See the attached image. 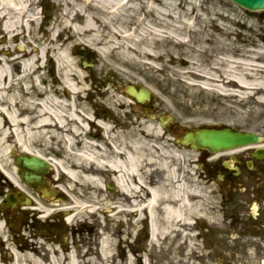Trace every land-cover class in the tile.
<instances>
[{
	"label": "rangeland",
	"instance_id": "374dc122",
	"mask_svg": "<svg viewBox=\"0 0 264 264\" xmlns=\"http://www.w3.org/2000/svg\"><path fill=\"white\" fill-rule=\"evenodd\" d=\"M67 1L74 0H31L35 8L31 7L30 15L38 19L34 25H27L25 39L20 38L14 44L4 38L2 29L5 21L0 19V68L4 66L8 72L7 82L12 78L17 80L14 88L40 85L43 90L53 91L55 84L61 90L68 89L69 81L75 84L78 89V95H75L78 96L75 101L77 111L81 117L86 114L84 110L91 114H86L91 121L86 119L79 122L83 134L80 139L108 151L113 146L107 137L118 134L122 139L115 143L127 151L136 142L144 151L157 156L175 150L178 155H171L174 157L173 168L179 171L180 179L187 180L186 176H181L190 169L188 166L191 164L193 178L187 181L191 180V190L196 191L197 155L174 147L169 133L179 136L201 127L226 126L264 137V12H247L228 0H122L125 3L123 8L116 13H109L116 7L113 0H91L94 7L101 10V21L105 23V26H101L105 35L103 43L92 44L90 37L82 38L63 25L68 23L69 18L75 17L74 25L82 27L86 22L85 15L94 11L77 15L71 9L68 18ZM74 5L75 9H79L81 3L77 1ZM41 7L44 8V20L40 14ZM57 24L62 27L58 28ZM50 36L58 39L56 45L47 46ZM9 47L12 54L7 53ZM67 47L68 56H58ZM34 49H37L35 54L32 53ZM36 55L42 56L40 62L23 78V64ZM45 56H48L49 62H46ZM13 58H20L15 68L8 62ZM84 62L93 65L84 67ZM37 66L40 67L38 70ZM129 86L151 89L156 119L140 118L142 108L132 104L125 94ZM97 116L105 120L101 123L102 119ZM167 116H172L173 121L163 130L158 117ZM103 123L107 131L109 129L108 135ZM67 140L66 135L63 138H49L47 145L42 146L43 156L53 161L68 160ZM106 144H109V148ZM52 150L61 151L56 155L51 153ZM2 159L7 164L8 157ZM58 173L56 177L59 180L65 185L70 184L68 179L64 178V181ZM109 180H113L110 175L101 177L103 188L99 186L97 194L89 190L88 193H93L90 194L91 199L75 187L77 190L72 195L83 201L86 210L78 208L80 210L74 212L75 209H70L75 214L72 220L89 223L93 222L94 217L97 220L100 218L98 221L102 229L89 253L69 255L64 264L124 262L119 247L121 239H124L121 245L127 243L128 238L122 234L126 231V225H130L132 216L125 215L112 220L104 214L106 205L103 202L108 194L105 184ZM174 183L177 185L178 178ZM202 196L205 201V192ZM195 197L191 199V205L183 207L191 224L196 225L191 236L183 235L179 242L173 243L172 240L177 236L167 235L171 231L168 229L164 233L166 236H161L157 245L152 247L156 241L152 242L148 232H145L136 247L132 246L130 240L127 243L136 253L134 258L142 257V261L135 262L132 251L126 249L131 255L127 264H201L202 248L197 236L199 227L195 222L199 220L202 208L204 211L208 204L206 201L199 202L197 194ZM116 199L108 197L106 202L115 204ZM194 204L197 206L192 207ZM120 220L124 221L121 233L117 229ZM184 241L188 243L183 244ZM127 245L124 247L127 248ZM179 247H184L181 256L186 253L191 259H180ZM18 264L31 263L24 260Z\"/></svg>",
	"mask_w": 264,
	"mask_h": 264
},
{
	"label": "bare ground",
	"instance_id": "6f19581e",
	"mask_svg": "<svg viewBox=\"0 0 264 264\" xmlns=\"http://www.w3.org/2000/svg\"><path fill=\"white\" fill-rule=\"evenodd\" d=\"M77 1L81 3L79 9H75L74 3ZM113 1L116 7L109 13H116L118 9L123 8L122 6L125 5L122 0ZM65 6L69 7L66 11L68 18L71 9L77 12V15L84 11H94L92 14L85 15L86 22L82 27L74 25L75 17L69 18L68 23H65L63 27L70 28L82 38L90 37L92 44H102L105 35L101 30V26H105V23L101 21V10L95 8L91 0L67 1ZM31 7L35 8L31 0H0V19L5 21L2 33L10 44L18 42L17 40L20 38L25 39L27 25H34V22L38 19L35 15H30ZM57 26L58 28L62 27L61 24H57ZM100 37L103 39H100ZM57 42L58 39L50 36L47 40V46H54L53 44L56 45ZM20 49L23 51V47L20 46ZM45 49L48 51L47 48ZM13 52L17 53V50ZM7 53L12 54L10 47ZM32 53H37V49L32 50ZM68 54L69 48L67 47L58 56H68ZM41 58V55H36L35 58L23 64V78L30 74ZM19 59L13 58L8 62L10 65L13 64L15 68L16 61ZM37 67L38 70L40 67ZM8 75L3 66L0 76V169L5 171L10 178L14 175V170L9 169L12 163L5 165L2 158L9 157L10 153L17 154V152L45 158L42 154V151H44L42 146L47 145L48 139L63 138L66 135L68 136L66 141L68 151L66 153H68L69 158L68 160H56L53 165L56 171L59 172L60 178L64 181H66L65 179L70 181V184L66 183V185L62 180L61 182L59 180L58 183L64 192L70 194L71 206L76 212L81 208L86 210L84 209L86 206L82 200L72 195L76 189L75 187L79 188L82 195L91 199L93 193H88V191L91 190L97 194L98 187L101 186V177L110 175L119 196L122 197L120 202L115 204H109L106 202L107 199H104L103 204L108 207L107 209H110L113 219L122 215L127 216L128 212H134L139 218L141 214H146L153 241H157L160 237L159 232L163 221L167 223V228L174 229L177 224L189 220L183 207L190 204L191 199H195V195H199L201 189L199 188V182H197V190H191V180L180 179L179 171L177 172L173 168L172 159L174 157L171 155L177 154V151L173 150L171 152L168 149L169 152L166 155L157 156L144 151L143 147L137 142L131 146V150L127 151L115 143L116 140L122 139V137L117 136L118 134L107 137L111 142V146H113V148L108 149L109 144H106L108 151L106 148L91 144L84 139H80L83 134L80 131L79 122L86 119L91 121V118L88 117L91 114L88 110H84V113L88 116L82 114L81 117V114L77 111L75 101L78 96L75 97V95L78 89L75 84L69 81L68 89L65 88L64 90H61L55 84L52 88L53 91L43 90L40 85L34 88L32 86L30 88L23 86L14 88L17 80L14 81L12 78L10 82H7ZM6 93L9 94L8 97ZM103 126L107 131L105 123H103ZM108 132L109 129L107 135ZM58 135H62V137H57ZM77 139H79L78 143ZM73 150L78 151L73 152ZM60 151L52 150L51 153L59 155ZM163 173L164 178H162ZM154 175H157V177L154 178ZM185 176L193 178L187 170L183 172L181 177ZM177 178L178 183L175 185L174 182ZM129 198L132 200L129 201ZM126 201H128V205L124 204ZM196 206L197 204L192 205V207ZM182 225L184 227V224Z\"/></svg>",
	"mask_w": 264,
	"mask_h": 264
},
{
	"label": "flooded vegetation",
	"instance_id": "af4514ba",
	"mask_svg": "<svg viewBox=\"0 0 264 264\" xmlns=\"http://www.w3.org/2000/svg\"><path fill=\"white\" fill-rule=\"evenodd\" d=\"M199 156L208 204L200 230L201 248L210 250L203 262L264 264V158L257 159L255 151L247 150L229 157L206 151ZM9 169L14 170L12 178L0 172V264L24 260L58 264L64 255L94 248L96 237L88 233L90 225L68 221L62 201H57L60 194L48 200L45 188L29 186L15 163ZM44 179L53 192L61 190L52 173ZM143 230V222L138 224L132 215L122 235L136 247Z\"/></svg>",
	"mask_w": 264,
	"mask_h": 264
},
{
	"label": "water",
	"instance_id": "95a60500",
	"mask_svg": "<svg viewBox=\"0 0 264 264\" xmlns=\"http://www.w3.org/2000/svg\"><path fill=\"white\" fill-rule=\"evenodd\" d=\"M238 6L250 11L264 10V0H231ZM129 93L137 96L139 102H143L148 95L147 91H143L140 95H136L134 89H130ZM260 139L256 135L242 134L232 132L230 129L222 130H201L195 133L186 134L181 143L183 145L192 144L197 149H208L212 152H220L235 149L237 147L249 145L258 142Z\"/></svg>",
	"mask_w": 264,
	"mask_h": 264
}]
</instances>
